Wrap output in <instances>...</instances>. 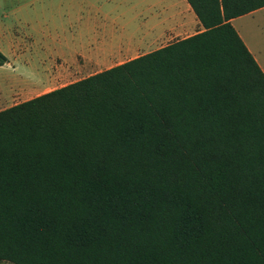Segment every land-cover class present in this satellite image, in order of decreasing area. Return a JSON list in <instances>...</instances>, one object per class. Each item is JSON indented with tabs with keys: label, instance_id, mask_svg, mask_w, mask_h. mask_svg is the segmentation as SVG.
Masks as SVG:
<instances>
[{
	"label": "trees",
	"instance_id": "16d2710c",
	"mask_svg": "<svg viewBox=\"0 0 264 264\" xmlns=\"http://www.w3.org/2000/svg\"><path fill=\"white\" fill-rule=\"evenodd\" d=\"M0 110V260L264 264V73L230 19ZM7 58L0 52V65Z\"/></svg>",
	"mask_w": 264,
	"mask_h": 264
},
{
	"label": "crops",
	"instance_id": "0c3cea01",
	"mask_svg": "<svg viewBox=\"0 0 264 264\" xmlns=\"http://www.w3.org/2000/svg\"><path fill=\"white\" fill-rule=\"evenodd\" d=\"M139 2L0 0V52L7 58L0 65V110L11 106L10 90L39 91L57 74H86L78 80L204 29L187 0ZM255 14L261 32L264 6L229 21L264 73V36L255 40L240 23ZM59 24L68 27L66 37L59 35Z\"/></svg>",
	"mask_w": 264,
	"mask_h": 264
},
{
	"label": "rangeland",
	"instance_id": "374dc122",
	"mask_svg": "<svg viewBox=\"0 0 264 264\" xmlns=\"http://www.w3.org/2000/svg\"><path fill=\"white\" fill-rule=\"evenodd\" d=\"M139 1H140L139 3H142L141 0H139ZM143 11H144V7H143ZM237 23H239V22H235V24H237ZM240 23H245L247 25L249 32H251V36L254 37L255 40H258L259 36H264V30L261 32L259 30L260 23H258V14H255L252 17L244 18V19L240 20ZM132 29H133V27H132ZM68 31H69L68 27H66L64 24L62 26H61V24H59V35L60 36L66 37L67 34L69 33ZM187 33L188 32L186 31V33H183L182 35H185ZM176 38H179V37H176ZM176 38H173L171 41L175 40ZM76 44L79 45L80 43L79 44L76 43ZM77 45L75 46L76 48L78 47ZM68 46L69 47L71 46L70 43L68 44ZM63 48H65V47H61L58 51H64ZM59 63H61L60 60L58 61V64ZM83 76H86V74L85 73L84 74L83 73H81V74L80 73L57 74L56 78H54L52 80V82L45 84L44 87L39 91H29V90H21V89L10 90V98H9L7 105H12L15 102H20L22 100H25L28 97L35 95L36 93L48 92L50 90L58 88L64 84L69 83L70 81L76 80L77 78H80ZM10 79H12V76L10 77ZM0 264H13V263L6 261V260H0Z\"/></svg>",
	"mask_w": 264,
	"mask_h": 264
}]
</instances>
